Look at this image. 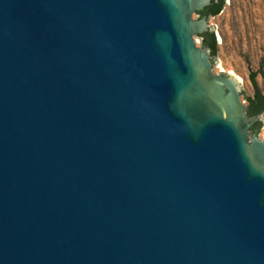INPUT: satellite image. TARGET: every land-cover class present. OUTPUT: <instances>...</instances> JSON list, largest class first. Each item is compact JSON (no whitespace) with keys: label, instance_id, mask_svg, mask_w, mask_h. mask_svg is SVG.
<instances>
[{"label":"water","instance_id":"obj_1","mask_svg":"<svg viewBox=\"0 0 264 264\" xmlns=\"http://www.w3.org/2000/svg\"><path fill=\"white\" fill-rule=\"evenodd\" d=\"M210 1L0 0V264H264V116L192 38Z\"/></svg>","mask_w":264,"mask_h":264},{"label":"rangeland","instance_id":"obj_2","mask_svg":"<svg viewBox=\"0 0 264 264\" xmlns=\"http://www.w3.org/2000/svg\"><path fill=\"white\" fill-rule=\"evenodd\" d=\"M218 45L214 56L218 73L231 74L254 89L251 77L264 93V0H225L222 10L210 16ZM201 45V38L199 37ZM244 94V96H252ZM264 116V111L261 117ZM264 140V127L257 134Z\"/></svg>","mask_w":264,"mask_h":264},{"label":"trees","instance_id":"obj_3","mask_svg":"<svg viewBox=\"0 0 264 264\" xmlns=\"http://www.w3.org/2000/svg\"><path fill=\"white\" fill-rule=\"evenodd\" d=\"M224 4L225 0L212 1L211 4L201 13L207 16H215L222 10ZM201 38L202 46H204L210 52V55L214 57L217 52L218 45L213 31L206 32L201 36ZM251 81L254 85V93L252 96H246L248 101L247 114L249 116L259 114L264 111V93L259 90L254 74L251 77ZM243 94L245 93L243 92ZM261 127L262 122L257 121V123L252 127L253 133L258 134Z\"/></svg>","mask_w":264,"mask_h":264},{"label":"flooded vegetation","instance_id":"obj_4","mask_svg":"<svg viewBox=\"0 0 264 264\" xmlns=\"http://www.w3.org/2000/svg\"><path fill=\"white\" fill-rule=\"evenodd\" d=\"M211 2H212V1H210V4H211ZM210 4L204 6V7H203L202 9H200V10H195V11L192 13V19H193V20H198V19H200V18H202V17H204V16H206L207 19H209L210 15L207 16V15L202 14L201 12H202L203 10H205ZM194 14L197 15V18H194V17H193ZM206 32H208V31H204V32L201 33V34H194V35L192 36V38L194 39V36H197V37H200V38H201V36H202L203 34H205ZM201 39H202V38H201ZM194 42H195V44H196L195 39H194ZM196 46H197V45H196ZM200 46H202V42H201V45H200ZM200 46H197V47H200ZM207 54H208L210 60L212 61V60H213V57L210 55V52H209L208 50H207ZM211 72H213V66L211 67ZM221 73H222V72H221ZM215 74H216V75H219L220 73H215ZM242 95H244V94H243V91L240 92L241 102H242V105L244 106V114H245V117L248 118V117H249V115L247 114V104H248V101H247V104L244 105V103H243V101H242ZM244 97H245V99H246V96H244ZM246 100H247V99H246ZM257 121H258V120H256L255 122H253V123L251 124V126L249 127V129L247 130V131H248V134H249V138H251L252 134H255V133H253V131H252V127L257 123Z\"/></svg>","mask_w":264,"mask_h":264}]
</instances>
